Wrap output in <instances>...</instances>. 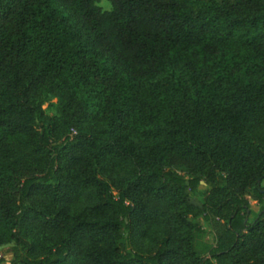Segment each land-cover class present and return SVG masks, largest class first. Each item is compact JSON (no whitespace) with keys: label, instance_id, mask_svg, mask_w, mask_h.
<instances>
[{"label":"trees","instance_id":"16d2710c","mask_svg":"<svg viewBox=\"0 0 264 264\" xmlns=\"http://www.w3.org/2000/svg\"><path fill=\"white\" fill-rule=\"evenodd\" d=\"M99 1L0 0L9 264H264V0Z\"/></svg>","mask_w":264,"mask_h":264},{"label":"rangeland","instance_id":"374dc122","mask_svg":"<svg viewBox=\"0 0 264 264\" xmlns=\"http://www.w3.org/2000/svg\"><path fill=\"white\" fill-rule=\"evenodd\" d=\"M98 6L103 10V11H108L110 10V5L106 0H100L98 3ZM55 107H56V101L51 100L49 103H45L42 105V109L45 111V114L48 116H54L56 115L55 112ZM206 190V186L204 184H200L197 188V192L193 194L192 196L195 199L202 200L204 196V192ZM248 202H249V207L251 210L254 212H257L258 206L256 205L255 201L251 200L248 197ZM200 221V218L198 219ZM202 223V222H201ZM202 227L207 230L208 232V240L212 242V234L207 226L206 223H202ZM13 248L14 244H8L0 247V264H9V262L12 260V254H13Z\"/></svg>","mask_w":264,"mask_h":264}]
</instances>
